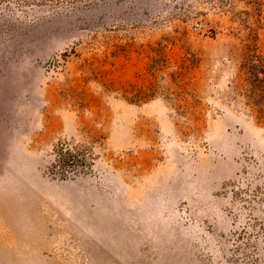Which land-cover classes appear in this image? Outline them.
<instances>
[{
  "label": "rangeland",
  "instance_id": "rangeland-1",
  "mask_svg": "<svg viewBox=\"0 0 264 264\" xmlns=\"http://www.w3.org/2000/svg\"><path fill=\"white\" fill-rule=\"evenodd\" d=\"M0 264H264V0H0Z\"/></svg>",
  "mask_w": 264,
  "mask_h": 264
}]
</instances>
